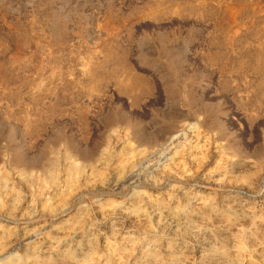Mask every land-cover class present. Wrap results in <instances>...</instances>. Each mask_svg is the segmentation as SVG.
Segmentation results:
<instances>
[{
	"label": "rangeland",
	"instance_id": "rangeland-1",
	"mask_svg": "<svg viewBox=\"0 0 264 264\" xmlns=\"http://www.w3.org/2000/svg\"><path fill=\"white\" fill-rule=\"evenodd\" d=\"M0 264H264V0H0Z\"/></svg>",
	"mask_w": 264,
	"mask_h": 264
}]
</instances>
